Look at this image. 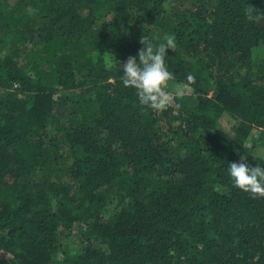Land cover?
<instances>
[{
  "label": "trees",
  "instance_id": "obj_1",
  "mask_svg": "<svg viewBox=\"0 0 264 264\" xmlns=\"http://www.w3.org/2000/svg\"><path fill=\"white\" fill-rule=\"evenodd\" d=\"M0 4V264H264V198L227 172L264 167L245 147L264 145V0ZM141 36L175 39L167 90L195 77L179 109L140 105L108 61Z\"/></svg>",
  "mask_w": 264,
  "mask_h": 264
},
{
  "label": "clouds",
  "instance_id": "obj_2",
  "mask_svg": "<svg viewBox=\"0 0 264 264\" xmlns=\"http://www.w3.org/2000/svg\"><path fill=\"white\" fill-rule=\"evenodd\" d=\"M254 7L246 12L251 14ZM142 45L135 56L129 55L126 61L119 62L122 75L120 79L125 87L135 89L139 104L157 113L167 110L171 106L181 107L177 99H183L188 93L190 85L195 83V77L188 74L187 83L174 85L168 89V82L175 80L174 73L167 68L165 57L167 50H174V37H164V42L153 44L146 37L141 36ZM138 57V61H137ZM264 159V156L260 157ZM228 175L235 188L249 194L251 199L264 198V167L260 164L251 166L245 156L239 162H230L227 168Z\"/></svg>",
  "mask_w": 264,
  "mask_h": 264
},
{
  "label": "rangeland",
  "instance_id": "obj_3",
  "mask_svg": "<svg viewBox=\"0 0 264 264\" xmlns=\"http://www.w3.org/2000/svg\"><path fill=\"white\" fill-rule=\"evenodd\" d=\"M3 8L4 6L0 4V10H2ZM5 42H7V40H5ZM111 55L115 56V54L113 53H111ZM251 55L254 60H257L258 58L263 57L264 56V46L262 45V46H259L253 49ZM113 56L108 57L109 59L108 61L112 62L115 65L120 66L119 62L126 61L123 59L115 58ZM232 124H233V120L229 117V114L226 112L222 113V115L220 116L218 120V125L231 127ZM250 134L251 135L247 138L245 142V147L249 149L255 155H258L260 157L264 156V145L258 139L259 132L253 130L251 131ZM36 177H37V171H33L30 173V175L24 176L22 178V181L28 182V184H32L33 181H35ZM60 242H61L60 250L67 249L68 251H71L72 253L79 251L80 247L77 245L76 240L71 237L60 236ZM56 264H60L59 259Z\"/></svg>",
  "mask_w": 264,
  "mask_h": 264
}]
</instances>
